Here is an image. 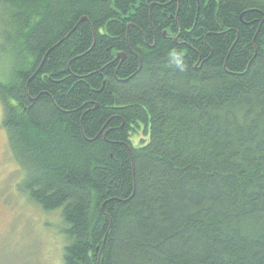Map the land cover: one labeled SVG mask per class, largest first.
Masks as SVG:
<instances>
[{"label": "trees", "instance_id": "trees-1", "mask_svg": "<svg viewBox=\"0 0 264 264\" xmlns=\"http://www.w3.org/2000/svg\"><path fill=\"white\" fill-rule=\"evenodd\" d=\"M0 11V127L64 264H264V0Z\"/></svg>", "mask_w": 264, "mask_h": 264}, {"label": "rangeland", "instance_id": "rangeland-1", "mask_svg": "<svg viewBox=\"0 0 264 264\" xmlns=\"http://www.w3.org/2000/svg\"><path fill=\"white\" fill-rule=\"evenodd\" d=\"M3 19L0 11V29ZM2 113L0 104V126ZM133 143L142 145L137 139ZM24 180L0 127V264H64L70 238L61 211L45 212L29 201L21 188Z\"/></svg>", "mask_w": 264, "mask_h": 264}, {"label": "clouds", "instance_id": "clouds-1", "mask_svg": "<svg viewBox=\"0 0 264 264\" xmlns=\"http://www.w3.org/2000/svg\"><path fill=\"white\" fill-rule=\"evenodd\" d=\"M172 63L174 64V66L176 68H178L179 70L183 71L185 68V65L183 64L181 58L178 55H173L172 57Z\"/></svg>", "mask_w": 264, "mask_h": 264}, {"label": "water", "instance_id": "water-1", "mask_svg": "<svg viewBox=\"0 0 264 264\" xmlns=\"http://www.w3.org/2000/svg\"><path fill=\"white\" fill-rule=\"evenodd\" d=\"M117 58H121L122 60H124L125 59V55L124 54H121V55H118V57Z\"/></svg>", "mask_w": 264, "mask_h": 264}]
</instances>
